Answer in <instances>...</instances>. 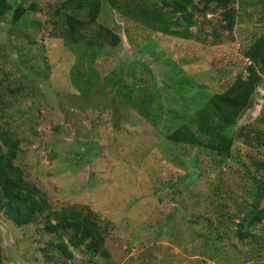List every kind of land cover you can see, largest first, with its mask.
<instances>
[{
	"label": "rangeland",
	"instance_id": "obj_1",
	"mask_svg": "<svg viewBox=\"0 0 264 264\" xmlns=\"http://www.w3.org/2000/svg\"><path fill=\"white\" fill-rule=\"evenodd\" d=\"M64 1L7 0L0 130L19 141L13 169L52 210L95 214L105 253L69 247L66 258L44 216L16 227L0 211V264H264V219L237 235L264 173V74L231 127L228 158L169 137L246 78L264 0L213 12L194 0L189 38L124 14L142 0H100L95 22ZM19 5L26 13L13 25ZM67 14L83 21L76 41L65 36Z\"/></svg>",
	"mask_w": 264,
	"mask_h": 264
},
{
	"label": "trees",
	"instance_id": "obj_2",
	"mask_svg": "<svg viewBox=\"0 0 264 264\" xmlns=\"http://www.w3.org/2000/svg\"><path fill=\"white\" fill-rule=\"evenodd\" d=\"M203 12L226 10L234 0H202ZM111 2H113L111 0ZM132 2V0H131ZM134 6L127 4L124 14L133 21L145 22L146 27L155 28L163 35L189 38L188 28L194 25L187 11L194 0H142ZM66 5H74L77 10L87 9L90 22H95L100 13V0H65ZM10 9L7 0H0V17ZM26 10L17 6L12 15V24L17 25ZM58 13V11L56 12ZM227 18L228 14H227ZM65 36L76 41V29L83 21L72 14L65 16ZM251 63L246 67V78L238 77L223 92L212 95L204 106L195 112L187 123L169 137L175 143L188 146H204L216 155L228 158L232 138L231 127L236 124L238 115L249 105L252 95L262 81L264 74V37L258 38L247 51ZM3 95L0 94V99ZM1 101V100H0ZM206 136L207 138H205ZM19 141L0 130V211L16 227H23L44 216L45 224L56 235L59 253L66 258L73 254L68 249L77 250L84 246L92 253L104 254L102 228L93 220L95 214L88 207L52 210L46 195L35 186L23 180L19 169H13L17 157ZM253 202L247 208L246 216L237 223L239 238L249 236L248 229L264 219V207L259 208L264 198V173L254 192H248ZM250 215V216H249ZM241 232V233H240ZM65 239V241L63 240ZM1 260V259H0Z\"/></svg>",
	"mask_w": 264,
	"mask_h": 264
}]
</instances>
